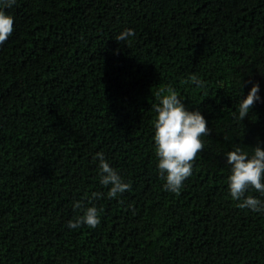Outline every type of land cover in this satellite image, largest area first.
<instances>
[{
  "label": "trees",
  "instance_id": "1",
  "mask_svg": "<svg viewBox=\"0 0 264 264\" xmlns=\"http://www.w3.org/2000/svg\"><path fill=\"white\" fill-rule=\"evenodd\" d=\"M3 10L14 23L0 44V264H264V213L231 199L225 156L264 149V0ZM125 29L135 36L117 42ZM252 83L260 100L241 122L233 112ZM166 87L210 129L179 195L163 189L153 140ZM97 152L130 191L107 197ZM76 201L102 210L98 227H67L83 214Z\"/></svg>",
  "mask_w": 264,
  "mask_h": 264
},
{
  "label": "clouds",
  "instance_id": "2",
  "mask_svg": "<svg viewBox=\"0 0 264 264\" xmlns=\"http://www.w3.org/2000/svg\"><path fill=\"white\" fill-rule=\"evenodd\" d=\"M15 2L16 0H0V44L12 34L14 23L13 18L5 14L3 9L12 7ZM134 36V30L125 29L115 40L127 41ZM190 80L197 88H203L205 85L196 75H192ZM259 91V84L252 83L247 96L239 101L238 108L233 112L237 120L242 122L248 117L254 104L260 100ZM155 95L159 100L158 104L152 105L157 114L153 125L157 169L164 180L163 189L179 195L184 180L192 175L193 162L204 149L201 137L207 136L210 129L199 111L185 109L183 98L173 88H161ZM225 156L227 164L231 166V174L227 178L231 199L237 201V207L241 209L264 213V200L245 195L252 189L264 196V149L256 146L252 148V154L249 156L248 152L237 146L225 153ZM93 159L99 160L100 184L105 187L110 185L108 198L114 199L131 190V183L123 182L118 172L106 162L102 152H97ZM101 196V193L93 192L91 198H88L89 203L92 198L100 199ZM73 208L82 210L83 214L74 221H68L69 229L74 230L82 225L92 229L99 226L102 210H98L94 205L85 208L82 201H76Z\"/></svg>",
  "mask_w": 264,
  "mask_h": 264
}]
</instances>
